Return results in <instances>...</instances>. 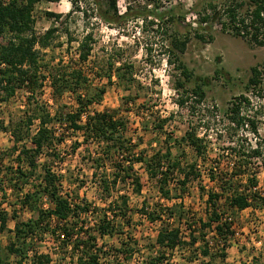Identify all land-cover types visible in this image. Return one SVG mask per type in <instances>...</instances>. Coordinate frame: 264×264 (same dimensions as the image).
<instances>
[{
  "label": "trees",
  "instance_id": "obj_1",
  "mask_svg": "<svg viewBox=\"0 0 264 264\" xmlns=\"http://www.w3.org/2000/svg\"><path fill=\"white\" fill-rule=\"evenodd\" d=\"M60 0H0V94L3 100L12 97L17 90L25 89L30 95L29 100L35 98L34 93L41 90L44 82L49 83L53 99H60L69 93L75 95L77 108L72 112H63L51 116L44 109L43 104L35 103L31 115H25L20 122L24 126L25 137L29 139L32 147L23 145L17 155L19 165L14 169L12 180L26 184L37 169V157L44 151L55 149V143L62 140L54 139L55 127H66L73 134L82 137L80 142L73 143L75 151L81 145L96 146L94 152L89 153L93 172L91 182L98 193V204L78 196L63 194L60 177L53 174L50 169L44 168L43 175L39 177L40 185H34L33 191L26 193L21 202L22 208L36 213L35 219L16 221L12 231L7 229L9 220H16V212L9 217L5 211H0V232H11L13 241L5 247V253L14 256L15 264H23L28 253L32 251L29 240L37 237L49 236L57 244V250L70 248V264H73L74 255L80 252L78 264H101V259L106 258L108 252L103 251L104 245H98V239L120 236L119 247L113 249L114 254L108 256L112 264H130L138 242L126 228H130L132 211L129 206V197L126 192L118 191L129 189L134 195H141L142 178L135 170V165L142 164L148 181L154 184L159 196L169 201L172 198L171 183L180 186L184 191L191 182L200 181L201 173L197 170L198 163L208 166L207 179L215 185V190L206 192L205 220L189 222V215L181 203L164 210L148 209L146 201L142 202L137 210L141 217L149 223H158L159 228L154 241L153 249L156 251L148 257L146 264H169L172 253L183 246H199L202 260L200 264H229L225 261L226 249L235 235L234 220L227 216L229 213L242 212L247 209L264 211V191L260 189L258 168L264 175V134L261 140L257 137L258 123L254 118L243 116L242 108L249 107L246 98L240 96L229 109V122L233 129L242 131L239 139L234 142L235 147L230 148V157L233 162L229 169H220V163L209 159V146L204 137H199L195 127L188 125L184 134L175 138L173 134L163 131L164 124L169 118L160 119L155 130L164 136L163 147L146 157L143 151L137 152L138 143H132L127 136L128 126L124 118L117 117V110L87 113V107L104 94L100 89L93 94L87 92L89 75L80 67L63 65H49L43 62L41 49L48 47L56 32L55 28L46 30L42 35L34 31L32 12L34 7L41 2L58 3ZM94 4L97 16L108 26L121 28L129 21L140 19L147 21L149 17L162 20L164 17L173 23V10L157 13L158 5L151 9L133 8L130 5L120 12L117 4L119 0H107V9L102 10L100 0H90ZM154 3L155 0H147ZM81 0H71L77 11L86 14L79 6ZM245 4L244 0H230L223 14L227 22L223 21V30H231L237 37H245L251 44L264 47V0H247V10L242 15L240 9ZM212 8V6H209ZM212 14H204L199 18V30H211L209 21L222 18L218 16L215 8ZM50 18H59L58 15L47 13ZM184 17H181L183 20ZM203 25V27H201ZM177 34V33H176ZM195 38L206 42L203 35L195 30ZM187 35H172L168 42L169 57L174 60L177 71V80L174 90L178 94L177 106L186 108L188 114L194 116L197 108L205 101L206 92L204 80L197 82L193 74L182 62L181 56L185 53L189 43ZM212 37L208 36V41ZM70 42V40L68 41ZM93 37L87 33L78 44L77 63H86L92 52ZM171 62V61H170ZM116 83L127 87L139 85L134 77L131 64H121L113 69ZM251 76L245 89L256 86L264 74V64L256 65L250 69ZM111 79V75H108ZM82 92H85L84 95ZM214 110V107H212ZM215 112L212 111L213 115ZM38 114V115H37ZM85 116L82 123L81 118ZM34 121L38 127L34 135H30V128ZM21 128V126H18ZM1 130H4L0 127ZM11 128V126H10ZM18 128V129H19ZM18 129H10V135L15 144L23 140ZM249 135L255 137L251 144ZM233 142V141H232ZM193 152L196 159L194 163L181 166L180 160L185 157L184 146ZM17 149L13 147L12 150ZM26 160V170L22 167V158ZM177 175L178 178H175ZM11 182V180H10ZM16 185H13L14 187ZM201 192L204 187L198 186ZM45 195L51 206L43 209L39 206L42 196ZM220 202L222 205H219ZM89 218H94V227L88 228ZM231 219L230 221L227 219ZM199 225L196 230V226ZM182 226H185L182 229ZM184 230V231H183ZM183 233L185 235H183ZM212 234V241H207V235ZM214 249V254L211 250ZM219 258V262L215 259ZM56 262V261H55ZM56 262L55 264H59ZM0 264H8L0 250ZM31 264H54L50 254L32 251ZM109 264V263H108Z\"/></svg>",
  "mask_w": 264,
  "mask_h": 264
},
{
  "label": "rangeland",
  "instance_id": "obj_2",
  "mask_svg": "<svg viewBox=\"0 0 264 264\" xmlns=\"http://www.w3.org/2000/svg\"><path fill=\"white\" fill-rule=\"evenodd\" d=\"M244 1L245 4L240 9L242 15H245L247 10V0ZM229 3L230 0H155L154 3L147 0H119L117 7L120 12L128 5L151 10L158 5L157 13L172 9L174 14L173 23L167 17L159 20L151 16L145 22L140 19L129 21L121 28L108 26L101 21L90 0H81L79 3L86 14L77 11L71 0H60L58 3L37 4L32 17L37 35H42L50 28L56 29L48 47L41 49L37 46L42 53L43 62L57 65L62 61L63 65L79 66L89 75L87 84L89 94L94 95L96 91L104 89L105 92L99 101L87 107V113L117 110V117L127 121V136L132 139V143H138L137 152L143 151L146 157H149L163 147L164 136L162 132L155 130V125L159 124L160 119L170 117L164 124L165 133L179 138L191 124L196 128L198 136L204 137L207 142L209 159L218 161L220 169H229L233 162L230 148L235 147L234 141L239 139L242 132L234 130L230 125L229 109L240 96L249 102V107L241 109L242 115L257 121L259 134L257 137L260 140L264 134V74L255 87L245 89L251 76L250 69L264 64V47L251 44L245 37L233 35L231 30H223L221 23L228 21L223 11ZM100 4L102 10L107 9V0H100ZM209 6L215 8L222 20L209 21L211 30H199L197 28L199 18L204 14H212V8ZM47 13L58 15L59 18H50ZM181 17H184L183 20ZM195 30L205 37L206 42L194 37ZM87 33H91L93 37L92 52L86 63L78 64V44ZM176 33L187 35L190 39L185 53L181 56L182 62L193 74V79L197 82L204 80L206 83L205 101L197 108L194 116L189 115L186 108L177 106L179 96L174 90V83L178 74L167 48L172 35H177ZM208 36L212 37L211 41H208ZM110 63L113 64V69L121 64L133 65V74L139 85H134L128 90L127 87L118 85L113 70L109 69ZM108 75H111V79ZM84 93L82 92L83 95ZM29 95L25 89H20L12 97L3 100L4 96L0 94V127L4 129L0 128V211H5L9 217L13 211L16 212V220H9L7 223V229L10 231L13 230L16 221L24 222L37 217L35 212L22 208L21 202L26 193L35 190L34 185H40L39 177L43 175L45 167L60 177L63 194L85 198L99 205L98 193L91 182L93 168L88 158L96 146L81 145L73 151V143L80 142L82 137L73 134L66 127L54 128V139H60L62 142L58 140L54 144V150L46 149L37 157V169L26 184L20 182L16 185L17 182L11 179L15 173L14 169L19 165L16 159L20 148L23 145L27 148L32 147L29 139L24 136L25 128L20 120L24 119L26 113L31 115L29 110L35 107L36 101L40 105L43 104L51 116L62 111L72 112L77 108L75 95L67 93L60 99H53L47 81L41 90L34 93L33 100L28 99ZM212 111L215 112L213 115ZM81 121L82 123L85 121V116H82ZM37 123L34 121L31 126L30 135L35 134ZM10 129H18L17 133L23 140L15 144ZM249 140L254 144L257 139L249 135ZM14 146L17 149L12 150ZM183 146L185 157L180 162L181 166L185 167L194 163L196 159L191 149ZM25 161L23 157L24 171ZM207 169L208 166L198 163L197 170L200 171L202 178L188 184L184 191H181L175 182L171 183L172 198L166 201L159 196L154 184L147 180L144 166L135 165L136 172L142 178L141 195L136 196L129 189L118 190L120 193L126 192L129 197L132 220L130 228H126V231L138 242L130 264H146L148 257L156 251L152 246L159 224L149 223L137 212L143 201H146L148 209L155 208L156 211L181 203L189 215V222L205 220L206 192L215 190V185L207 179ZM175 178L179 179L177 175ZM258 179L260 189L264 191V175L260 168ZM198 186L204 187L205 192H201ZM39 206L43 209L51 206L45 195L42 196ZM224 211L227 216L233 218L235 231L226 249L225 261L229 264H264V211L247 209L229 213L225 207ZM95 220L89 218L87 227L92 229ZM184 227L182 226V229ZM198 227L199 225L196 226V230ZM211 237L212 234H208L206 240L213 243ZM120 238L114 236L98 239V245L103 244V251L108 252L106 258L101 259V264H112V260L107 257L112 256L113 249L119 247ZM13 239L11 232H0V250L8 264H15L17 261L14 256L5 253V247ZM30 244L33 246L32 251L50 254L54 264L71 262L70 248L57 250V244L49 236H43L41 240L34 237L29 240L28 245ZM32 251L28 253L23 264H31ZM211 254H214V249L211 250ZM79 255L80 252L74 255L73 264H78ZM202 259L199 246L185 245L172 253L169 264H200ZM215 261L220 260L216 257Z\"/></svg>",
  "mask_w": 264,
  "mask_h": 264
},
{
  "label": "built area",
  "instance_id": "obj_3",
  "mask_svg": "<svg viewBox=\"0 0 264 264\" xmlns=\"http://www.w3.org/2000/svg\"><path fill=\"white\" fill-rule=\"evenodd\" d=\"M5 1H7V0H5ZM227 220H229V221H230L231 219L229 218V219H227ZM210 243H211V242H210Z\"/></svg>",
  "mask_w": 264,
  "mask_h": 264
}]
</instances>
